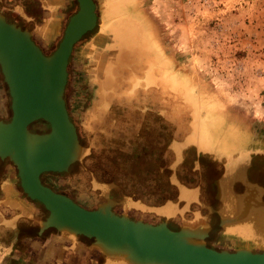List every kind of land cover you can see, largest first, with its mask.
Returning <instances> with one entry per match:
<instances>
[{
    "label": "water",
    "instance_id": "1",
    "mask_svg": "<svg viewBox=\"0 0 264 264\" xmlns=\"http://www.w3.org/2000/svg\"><path fill=\"white\" fill-rule=\"evenodd\" d=\"M77 3L62 41L49 55L27 29L0 19V64L13 109L9 122L0 120V155L14 161L23 190L49 211L37 226L14 227L11 241L19 239L17 245L26 251L32 246L22 241H45L51 232L87 239L99 255L101 263L97 264H264V236L250 238L233 230L224 199L225 194L233 195L241 204L257 206L264 216V145L242 146L233 137L232 141L211 140L203 149L200 132L178 122L172 138L161 142L169 161L158 165L154 181L144 189L138 186L137 200L131 192L124 194L123 199L130 198L138 205L126 207L130 211L121 215L113 209L117 203L113 198L88 209L42 183V173L69 171L84 156H77L76 149L86 150L64 95L70 56L83 37L97 28L99 15L95 0ZM146 52L145 48L142 54ZM160 112L147 116L162 122L169 119L170 115ZM39 119L48 121L51 130L31 136L29 125ZM231 162L241 166L244 175L229 177ZM157 182L164 184L159 187ZM182 185L202 192V200L196 197L192 207L189 202L183 207H190L189 213L197 219H178L171 215L173 210L167 216L156 214V208L181 201ZM142 205L152 210H143ZM200 210L204 218H200ZM15 264L41 263L26 257Z\"/></svg>",
    "mask_w": 264,
    "mask_h": 264
},
{
    "label": "rangeland",
    "instance_id": "2",
    "mask_svg": "<svg viewBox=\"0 0 264 264\" xmlns=\"http://www.w3.org/2000/svg\"><path fill=\"white\" fill-rule=\"evenodd\" d=\"M95 1L99 25L75 46L65 94L87 152L70 171L51 175V184L92 208L103 196L95 183L111 188L115 200L139 185L144 189L158 165L169 161L161 142L172 138L178 122L199 131L212 121L213 142L237 137L242 146L264 145V0L113 1L122 16L110 14L112 0ZM125 17L145 27L168 70L157 67V84L133 88L148 67L143 53L135 65H112L113 80L101 88L114 60L111 24ZM163 73L188 78L197 93L173 89ZM150 112L170 117L149 119Z\"/></svg>",
    "mask_w": 264,
    "mask_h": 264
},
{
    "label": "crops",
    "instance_id": "3",
    "mask_svg": "<svg viewBox=\"0 0 264 264\" xmlns=\"http://www.w3.org/2000/svg\"><path fill=\"white\" fill-rule=\"evenodd\" d=\"M75 7L76 0H0L1 10L18 16L33 31L34 37L42 40L58 39ZM179 193L180 202L160 206L156 208V214L165 216V210H173L178 219H197L189 213L190 207V210L183 207L185 202H189L192 207L196 197L202 200V192L182 185ZM46 214L47 209L43 203L27 196L19 179L11 173V167H3V161L0 160V264H15L26 261V257L41 264L101 263L99 255L87 239L72 235L51 232L45 241H39L41 238L22 241V244L32 246L31 249L27 247L26 251L20 247V243L17 245L19 239L11 241L14 227H22L26 223L37 226ZM200 215V218H204L203 210H200ZM205 219L210 220L208 217Z\"/></svg>",
    "mask_w": 264,
    "mask_h": 264
},
{
    "label": "flooded vegetation",
    "instance_id": "4",
    "mask_svg": "<svg viewBox=\"0 0 264 264\" xmlns=\"http://www.w3.org/2000/svg\"><path fill=\"white\" fill-rule=\"evenodd\" d=\"M76 2H77V0H76ZM0 14L5 16L9 23H16L18 26H21L23 29L29 30L32 33V37H33L34 41L42 48V50L46 54H51L58 48L60 42L62 41V39L64 37L65 29L67 27L69 19L73 15V13H72L69 16V18L66 22L65 28L62 31L61 36L58 39L54 38V39L42 40V39H36V37H34L33 31L30 28H28L24 22H21L18 16L11 15L8 11L1 10V9H0ZM69 64H70V62H69ZM67 85H68V81L66 84V88H67ZM66 104H67V108H68L67 100H66ZM68 111H69L71 121H73L75 123V121L72 118V115H71L69 108H68ZM12 115H13L12 96L10 94V89H9L8 83L6 82L5 75L2 71V67L0 64V120H2L4 122H9L12 119ZM76 126H77V124H76ZM30 130L34 133H40V134L48 133L51 130V124L44 119H39V120H36L33 123H31ZM78 131H79V129H78ZM84 147H85V145H84ZM0 160L3 161V167H5V165H8L9 167H11V173L19 179L20 185H21V177L19 175V170H18L16 164L14 163V161L10 157L3 158L1 156H0ZM74 164L71 165L70 169L74 166ZM242 166H244V163L242 164ZM235 167H236V164L234 162L233 163L231 162V164L228 165L229 170H228L227 174L229 175V177H235V176L237 177V175L240 177V175H244L243 174L244 170H242L241 166L238 165L236 167V169H235ZM70 169H69V171H70ZM60 173H63V172H54V171L44 172L41 174L40 179L44 185L52 188L56 192H59L61 194H65V195L69 196L76 203H78L79 205H81L85 208L95 209V208H97V206L100 203H105V202L111 200L112 198H115V195L112 194L110 189H108L107 187H104L103 185H101V183L98 182V183H95V187L100 188L102 190L103 196L101 197V202L98 200V198H95L98 205L94 208L88 207V205L84 201L78 200L77 198L73 197L72 195L68 194L67 192L57 189L53 184H51V182L48 181V179L51 178V175H56V174H60ZM21 188L23 189L22 185H21ZM113 191H114V189H113ZM131 194L137 200L136 191L132 190ZM224 199L226 201V206L229 205L228 211H229V215H231V217H232V218H230V220L233 221V223H234L233 230L238 231L241 234H245L247 236H250L252 238H259V237L264 236V216L261 213L262 211H260V209L257 206H255L253 204L252 205L241 204V202L238 201L236 198H234L233 195L230 196L228 194H225ZM33 200H36V199H33ZM37 201H39V200H37ZM115 201L117 203L115 204L113 209L119 215H121V212L118 209L121 206L133 207V206L138 205L137 201L134 202V200H131L130 198H126V199L121 198V199L115 200ZM142 207H143V210H148V211L152 210V208H147L143 205H142ZM232 210H234V211L232 212ZM48 214H49V211L47 210L46 215H48ZM163 214H166V216H167L170 214V211L165 210L163 212ZM173 214L174 213L171 212V215H173ZM112 259H114V258H112Z\"/></svg>",
    "mask_w": 264,
    "mask_h": 264
},
{
    "label": "bare ground",
    "instance_id": "5",
    "mask_svg": "<svg viewBox=\"0 0 264 264\" xmlns=\"http://www.w3.org/2000/svg\"><path fill=\"white\" fill-rule=\"evenodd\" d=\"M114 1L115 2H123L126 3L129 0H112L109 1V7H107V9L111 10L110 14L114 13V14H119L120 16H122L123 14H125V12L123 11H119L120 9L117 7H114V4L112 3ZM109 11L107 10V13ZM130 16V15H127ZM0 19H6L5 16H1L0 15ZM0 20V21H1ZM118 23L116 24H111L112 29L111 32L113 33V39L115 41L114 45L111 46L112 48V53H113V64H110V67L108 69H106V72L108 73V77L106 76L105 79L103 80V82L101 83V88H104L108 82L112 79V74L114 71V67H111L112 65H135L136 62L133 61V59H136L138 56H140L142 54V52L146 50L149 52H146L145 54L148 56H145V58H143L144 60L147 59V70H146V74L144 77H137L133 88H135V86L140 85L141 82H144L145 85L149 86L151 84H157V78L160 77V73L158 71L159 67L161 70L167 72L166 70H168L167 66H163V65H169V63L167 61H162L160 59V56L157 54V46H156V54L154 52V49L152 47V45H155V41H152L147 37L146 35V31H145V27L142 26L140 23L136 22L135 20H132V18H128L125 17L121 20H117ZM8 22V21H7ZM9 23V22H8ZM22 28V27H21ZM29 31V30H27ZM30 32V31H29ZM103 36H105L102 33ZM30 36L32 37V33L30 32ZM100 36V35H99ZM34 41V39H33ZM36 43V42H35ZM37 44V43H36ZM152 44V45H151ZM38 45V44H37ZM100 44H97L96 46H99ZM75 49V48H74ZM150 51H152L153 53H150ZM49 55V54H47ZM156 55V56H155ZM72 56V54H71ZM70 56V58H71ZM149 56H153L152 60L150 58H148ZM99 58H101V53L99 55ZM141 59V65L143 64L144 60ZM70 62V59H69ZM68 62V64H69ZM159 65V66H157ZM69 67V65H68ZM96 74H98V69L95 71ZM101 73V72H100ZM163 77L165 80L169 79L171 87L175 90H178L179 88H183L184 89V93L189 95L193 93H197V88H195V86L189 82L187 79L188 78H182L180 79V77L177 74H171L170 76H167V73H163ZM69 78V75H68ZM68 81V80H67ZM103 92V91H102ZM65 94H66V89H65ZM64 98L66 100V97L64 95ZM93 118V116H92ZM214 119V118H212ZM211 119V120H212ZM212 121H209L208 124L204 123L203 126H201V130L200 131V136L199 138L202 139L200 147L201 148H205L207 149L210 145H211V135H212V131L210 129V126L212 125ZM76 125V124H75ZM78 128V127H77ZM29 131L31 132V136H33L32 134H40V133H34L30 130V125H29ZM29 137V135H28ZM30 138V137H29ZM29 142L33 143L34 140L29 139ZM229 150V149H228ZM227 150V151H228ZM86 150L80 149V151L78 149H76V155L79 156L80 155H84L86 154ZM1 156V155H0ZM6 156H4L3 158H5ZM56 172V171H54Z\"/></svg>",
    "mask_w": 264,
    "mask_h": 264
}]
</instances>
